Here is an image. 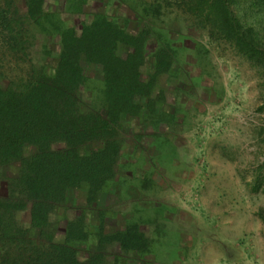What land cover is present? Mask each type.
<instances>
[{"label":"trees","instance_id":"1","mask_svg":"<svg viewBox=\"0 0 264 264\" xmlns=\"http://www.w3.org/2000/svg\"><path fill=\"white\" fill-rule=\"evenodd\" d=\"M89 1L65 0L64 11L81 19ZM61 2L0 0V264L145 262L154 257V240L142 221L106 232L105 208L95 205L117 185L123 118L158 114L163 86L177 89L182 75L190 78L174 44L194 33L229 46L253 68L264 100V0H115L133 19L121 25L99 11L74 26L52 8ZM133 22L136 33L126 28ZM47 40L56 42V52L42 45ZM53 57L48 73L44 61ZM86 65L100 72L96 100L104 110L82 105ZM136 139L129 143L139 150ZM248 185L264 195V161ZM83 189L79 206L74 193ZM59 209L72 214L61 218V232Z\"/></svg>","mask_w":264,"mask_h":264},{"label":"rangeland","instance_id":"2","mask_svg":"<svg viewBox=\"0 0 264 264\" xmlns=\"http://www.w3.org/2000/svg\"><path fill=\"white\" fill-rule=\"evenodd\" d=\"M61 1L52 8L63 13L67 26L99 11L117 16L121 25L134 16L115 0H91L80 19L67 15ZM126 28L136 33L139 25ZM43 44L57 51L54 40ZM174 45L190 78L182 75L177 89L163 86L166 99L157 105L158 114L123 118L118 136L128 147L123 145L117 160V185L95 203L105 208V231L120 229L129 219L142 221V231L154 240V257L132 264H264V195L250 192L248 185L264 161V108L258 111L264 100L257 73L229 46L210 43L203 33L178 38ZM152 50L150 45V60ZM44 62L50 73L55 57ZM84 73L82 105L100 106V72L86 65ZM137 137L139 150L129 143L137 144ZM83 193H74L79 206H85ZM63 216L72 214L55 213L58 232ZM108 251L119 253L117 246Z\"/></svg>","mask_w":264,"mask_h":264}]
</instances>
